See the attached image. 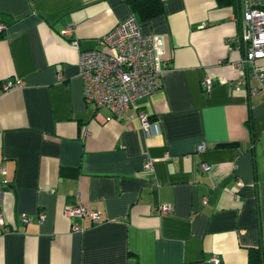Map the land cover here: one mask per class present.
<instances>
[{
  "label": "crops",
  "instance_id": "1",
  "mask_svg": "<svg viewBox=\"0 0 264 264\" xmlns=\"http://www.w3.org/2000/svg\"><path fill=\"white\" fill-rule=\"evenodd\" d=\"M243 2L163 0L141 23L165 39L160 85L114 118L84 102L79 55L128 4L0 0V83L23 82L0 97V264H247L264 247V88L232 66ZM75 203L99 222L66 217Z\"/></svg>",
  "mask_w": 264,
  "mask_h": 264
},
{
  "label": "built area",
  "instance_id": "2",
  "mask_svg": "<svg viewBox=\"0 0 264 264\" xmlns=\"http://www.w3.org/2000/svg\"><path fill=\"white\" fill-rule=\"evenodd\" d=\"M3 26L0 25V30ZM71 28L63 30L69 35ZM100 49L84 50L79 55V70L83 83V99L87 105L95 108L104 107L114 118H120L135 102L152 94L160 85L162 73L161 61L165 55L164 36L152 32H143L141 23L133 13L118 22L100 40ZM76 43V41H74ZM243 47L244 54L232 62L238 75V85L246 83V76L257 80L259 87L264 88V72L259 68L258 61L264 58V8L254 0H244L242 5L241 33L237 48ZM244 72V74H242ZM213 84L209 76L204 77L203 86L209 91ZM23 82L9 79L0 83V97L11 89L20 88ZM257 89L251 90L255 93ZM137 117L144 130L148 131L150 122L148 115L137 111ZM205 148L204 144L197 147L198 151ZM152 160L145 167L152 169ZM202 170H208L205 163ZM240 185V183H239ZM1 190V188H0ZM172 208L169 205L159 207L160 214L167 215ZM66 217H88L93 223L100 220V212L88 210L82 203L66 204L63 208ZM44 215L39 214L42 221ZM25 222L27 217H23ZM1 222V215H0ZM79 230V225L73 226ZM208 261L218 262L216 256Z\"/></svg>",
  "mask_w": 264,
  "mask_h": 264
},
{
  "label": "trees",
  "instance_id": "3",
  "mask_svg": "<svg viewBox=\"0 0 264 264\" xmlns=\"http://www.w3.org/2000/svg\"><path fill=\"white\" fill-rule=\"evenodd\" d=\"M140 23L149 21L164 12L163 0H124ZM221 3V2H220ZM264 247H251L247 264H262Z\"/></svg>",
  "mask_w": 264,
  "mask_h": 264
}]
</instances>
